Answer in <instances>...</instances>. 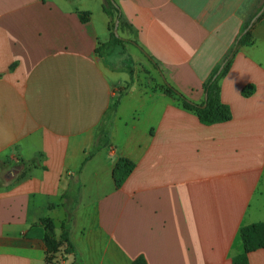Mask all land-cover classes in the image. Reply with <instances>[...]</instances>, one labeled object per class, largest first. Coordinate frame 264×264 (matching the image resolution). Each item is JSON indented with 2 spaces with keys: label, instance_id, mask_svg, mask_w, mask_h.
<instances>
[{
  "label": "crops",
  "instance_id": "crops-1",
  "mask_svg": "<svg viewBox=\"0 0 264 264\" xmlns=\"http://www.w3.org/2000/svg\"><path fill=\"white\" fill-rule=\"evenodd\" d=\"M114 2L163 84L201 103L264 0ZM104 4L0 0V264H233L241 228L264 223V20L221 79L231 119L205 125L107 64ZM120 158L135 169L117 187ZM67 223L74 251L49 250Z\"/></svg>",
  "mask_w": 264,
  "mask_h": 264
},
{
  "label": "trees",
  "instance_id": "trees-1",
  "mask_svg": "<svg viewBox=\"0 0 264 264\" xmlns=\"http://www.w3.org/2000/svg\"><path fill=\"white\" fill-rule=\"evenodd\" d=\"M263 6H264V2L257 9V11L251 16V18L245 23L240 34H242L244 30L249 26L251 20L263 8ZM103 8L110 17V22H109L110 40L107 43L101 44L99 46L98 53L101 56H104L106 50H110L118 47H121L123 49L125 43H136L137 42L136 40L132 38H125L120 34L116 35V33L114 32L116 22L119 21L118 30H123L124 27H128L130 28V30H133L136 33V31L133 29L131 24H129L124 19V16L121 13L119 6L114 2V0H105V4ZM87 16H88L87 13H82L81 19L83 21H86ZM260 20H264V11L256 21H260ZM253 26L244 34H242L237 44L235 42V44L233 45V47L231 48V50L229 51V53L225 58L226 63L223 69L221 70V72L218 73L221 65L217 66L212 71L211 75L209 76L208 80L205 82L203 86L205 94L207 95L206 99L203 102L196 103L190 100L189 98L184 96L181 92H179L175 87H173L168 83L162 86L165 93L169 96L178 99L181 102L183 108L196 113L200 121L205 125H212L230 120L232 117V111L230 106L225 104L221 99L220 82L221 79L229 71L233 58L235 57L239 48L254 43ZM235 46L236 49H234ZM231 53L232 55L230 56ZM154 67L158 69V65L156 63H154ZM129 74L130 76H132V71H130ZM253 91H254V86L250 85L243 90V95L248 97L253 93ZM118 104H119V99H116L109 111V114L116 111ZM103 130H105V128ZM105 131H103V135L107 137L108 135L107 130ZM93 154L94 152L91 153L87 157V159ZM134 169H135V163L133 161L127 158H120L117 161L113 171V178L116 186L121 187ZM51 232H52V227L50 226L49 232L45 238L49 250L57 249V247L64 244L66 253H72L74 251V247L70 236V227L68 223L66 225L65 224L63 225V233L60 241H56L55 239H53ZM240 233L243 241L244 250L241 254H239L233 259V264H250L248 258L249 253L264 247V223L243 226L241 228ZM131 264H148V263L145 260V258L141 256L135 259Z\"/></svg>",
  "mask_w": 264,
  "mask_h": 264
},
{
  "label": "rangeland",
  "instance_id": "rangeland-1",
  "mask_svg": "<svg viewBox=\"0 0 264 264\" xmlns=\"http://www.w3.org/2000/svg\"><path fill=\"white\" fill-rule=\"evenodd\" d=\"M129 38L134 40L136 33L133 30H130L128 27H124L123 30H118ZM137 41V40H136ZM138 41L136 43H125L124 48L121 47L106 50L105 54L107 55V64L111 65L114 68L122 69L125 74H129L132 71V76H130L131 81L135 79L138 80L139 83L145 85H154V86H163V80L156 70L153 68V65L150 64L148 59H146L142 53H140V49L138 48ZM131 82L127 83V87ZM108 116V118H110ZM109 121V119H108ZM104 127H106V122Z\"/></svg>",
  "mask_w": 264,
  "mask_h": 264
},
{
  "label": "water",
  "instance_id": "water-1",
  "mask_svg": "<svg viewBox=\"0 0 264 264\" xmlns=\"http://www.w3.org/2000/svg\"><path fill=\"white\" fill-rule=\"evenodd\" d=\"M264 11V6L263 8L254 16V18L251 20V22L249 23V26L244 30V32L242 34H244L246 31H248L253 25L254 23L256 22V20L258 19V17L263 13ZM118 25H119V21L116 22V25H115V29H114V32L116 33V35H119V32H118ZM242 34H240L236 40V44L238 43V40L240 39V37L242 36ZM234 49H236V46L234 47ZM232 55V53L230 54V56ZM226 63V60L221 64L220 68H219V71L218 73L221 72V70L223 69L224 65ZM164 78V77H163ZM207 95L205 94V99H206Z\"/></svg>",
  "mask_w": 264,
  "mask_h": 264
}]
</instances>
